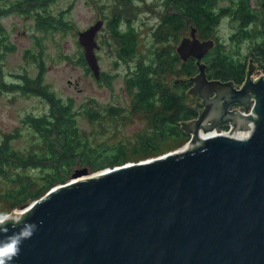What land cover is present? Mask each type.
<instances>
[{
	"label": "water",
	"instance_id": "1",
	"mask_svg": "<svg viewBox=\"0 0 264 264\" xmlns=\"http://www.w3.org/2000/svg\"><path fill=\"white\" fill-rule=\"evenodd\" d=\"M103 23L79 34L97 79ZM214 46L193 26L177 48L199 68L175 81L201 99L198 116L181 123L188 148L95 173L75 169L9 214L39 225L12 264H264V73L256 78L250 57L242 84L209 78L204 58ZM220 127L228 133L208 135Z\"/></svg>",
	"mask_w": 264,
	"mask_h": 264
},
{
	"label": "rangeland",
	"instance_id": "2",
	"mask_svg": "<svg viewBox=\"0 0 264 264\" xmlns=\"http://www.w3.org/2000/svg\"><path fill=\"white\" fill-rule=\"evenodd\" d=\"M13 1H0V8L8 7ZM250 1L252 8L260 10L263 0ZM220 3L227 6L231 0H220ZM47 9L54 16L62 15L67 27L46 30L37 24L34 13L13 11L0 18V50L5 51L2 60L4 80L19 81L20 75L33 79L41 76V85L64 101H72L75 110L80 111L78 125L89 146L113 148L123 145L128 153L127 162H138L170 151L187 149L190 135L188 140L180 138L161 142L159 150L154 154L132 153L133 148L139 144L140 136L153 134L154 127L148 114L136 109L134 92L127 86V79L137 63L149 62L163 48H170L171 52L176 50L179 39L161 35L166 29L159 24L165 9L154 0H51ZM98 20H104L96 36L98 46L95 51L102 71L99 79L88 65L85 48L79 39L80 32ZM158 26L163 30L159 31ZM130 27L137 33V49L133 57L125 58L120 52L121 41L115 33L119 31L121 34ZM238 29L239 24L226 14L220 19L211 37L228 45L229 39ZM190 32L189 27L187 36ZM198 36L206 39L201 33ZM231 45L233 42H229V46ZM252 45L251 40L245 41L242 50L251 55L248 57V64L250 57L253 58L257 78L264 70L260 68L258 61H254ZM175 65L173 70L164 75L166 86L171 88H174L176 80L188 78L180 65ZM188 96L189 104L199 106V109L202 107L201 99L190 94ZM250 108L241 109L249 112ZM48 110L49 102L42 95L11 92L0 87V141L13 134L16 136L12 139L15 149L24 152L38 151L40 138L28 125L26 118L30 114L43 115ZM87 110L96 111L99 115L90 118ZM218 130L224 132L229 131V128L220 127ZM240 132L244 134L247 131ZM81 167L84 166H78ZM24 173L34 176L40 174L33 170ZM8 187L10 182L0 177V214L25 212L21 207L13 208L12 202L3 197Z\"/></svg>",
	"mask_w": 264,
	"mask_h": 264
},
{
	"label": "trees",
	"instance_id": "3",
	"mask_svg": "<svg viewBox=\"0 0 264 264\" xmlns=\"http://www.w3.org/2000/svg\"><path fill=\"white\" fill-rule=\"evenodd\" d=\"M7 2L8 0H0ZM51 0H14L6 8H0V18L17 11L33 14L37 24L44 29L65 28L67 23L62 15L54 16L47 10ZM219 0H185L170 2L175 13L166 15V24L174 32L180 31L186 24L187 29L195 26L205 38L214 34L222 16L228 14L231 20L239 24V29L231 36L229 46L217 41L215 47L205 57L208 77L222 81L233 80L242 84L249 68L248 57L242 50L245 41H252V55L264 70V0L262 7H251L250 0H232L228 7H216ZM121 55L131 58L136 51V38L132 32L120 36ZM237 45V47H236ZM5 51L0 50V87L11 92L37 93L49 102V110L43 115H28L26 122L39 136V150L35 152L19 151L13 147L11 134L0 141V177L10 182V187L3 197L12 202V207H22L45 195L52 187L67 183L78 166H87L98 171L107 166L114 167L126 163L127 151L123 145L110 148L89 146L79 125L78 114L72 101L51 92L41 85V76L30 78L20 75L21 80L6 82L3 78L2 60ZM179 57L170 48H163L147 63H137L127 79V86L134 92V105L140 112H145L153 123L154 133L140 136L133 154H154L161 142L166 140L189 139L181 128L183 121L198 116L199 106L189 104L186 88L177 85L166 86L164 75L173 70ZM180 69L189 77L198 73L197 61L191 58ZM181 87L182 89H179ZM189 86L187 85V91ZM249 108V106H248ZM114 111V110H112ZM90 118H96V111L87 110ZM27 170L39 171L38 176L24 173Z\"/></svg>",
	"mask_w": 264,
	"mask_h": 264
},
{
	"label": "clouds",
	"instance_id": "4",
	"mask_svg": "<svg viewBox=\"0 0 264 264\" xmlns=\"http://www.w3.org/2000/svg\"><path fill=\"white\" fill-rule=\"evenodd\" d=\"M9 224L17 230L9 231ZM38 227L34 221H20L8 214H0V264H12L24 241L30 239Z\"/></svg>",
	"mask_w": 264,
	"mask_h": 264
},
{
	"label": "flooded vegetation",
	"instance_id": "5",
	"mask_svg": "<svg viewBox=\"0 0 264 264\" xmlns=\"http://www.w3.org/2000/svg\"><path fill=\"white\" fill-rule=\"evenodd\" d=\"M154 1H156L157 3H159L164 9H165V11H164V13H163V15H162V19H161V22L159 23V24H162L163 25V27H166V29L163 31V33L161 34V35H163L164 34V36H175V40L177 39H179V43H178V45H177V47H176V50L174 51L177 55H178V57H179V62H178V64L181 66V64H186L187 63V60H183V59H181V57H180V55H179V53H178V50H177V48H178V46H179V44L181 43V41L185 38V37H187V19H186V24H185V26L180 30V31H178V32H174L173 30H171L169 27H168V25L166 24V15L167 14H172V13H175V11H173V7L171 6V4H170V2H172V0H154ZM233 4V1L231 0V3L229 4L230 6ZM229 5H227L226 7H228ZM216 7H219V8H222V7H224V6H222L221 5V3H220V0L218 1V5L216 6ZM185 9H186V15H187V0H185ZM103 22H104V20H103ZM158 24V25H159ZM92 26V25H91ZM158 30L160 31V30H163V28L160 26H158ZM191 30H192V27H191ZM129 32H132L133 34H134V36H135V38H136V49H137V41H138V38H137V33H136V31L134 30V28L133 27H130V28H128L125 32H123V33H121L120 34V36L121 35H123V34H125V33H129ZM191 33V32H190ZM199 34V31H198V29H197V35ZM170 37H169V39H170ZM207 39H214V38H212V37H208V38H206V39H202V40H207ZM215 40V39H214ZM217 44V41L215 40V45ZM215 47V46H214ZM213 47V48H214ZM212 48V49H213ZM121 49V48H120ZM211 49V50H212ZM210 53V52H209ZM208 55V54H207ZM195 59V58H194ZM205 59V58H204ZM205 62V61H204ZM257 68V67H256ZM208 70V69H207ZM175 86H177V85H181V86H183V87H185L186 88V93L185 94H187V85L190 87L191 86V84H174ZM179 89H182L181 87H179ZM236 109H240V106H236L235 107ZM243 108H248V107H243ZM250 108V107H249ZM187 121V120H186ZM228 129L227 127H221V129Z\"/></svg>",
	"mask_w": 264,
	"mask_h": 264
},
{
	"label": "bare ground",
	"instance_id": "6",
	"mask_svg": "<svg viewBox=\"0 0 264 264\" xmlns=\"http://www.w3.org/2000/svg\"><path fill=\"white\" fill-rule=\"evenodd\" d=\"M216 132H217V133H221L222 131H221V132H220L219 130H217V131H212V132H211L210 134H208V135L216 134ZM224 132H227V131H224ZM224 132H222V133H224ZM247 132H248V134H249L250 131H247ZM247 132H246V133H247ZM227 133H228V132H227ZM229 133H231V132H229ZM233 133H234V134H233ZM233 133H231V134H233V136L238 137V138H246V137L248 136V135H245L246 133L242 134L240 131H235V132H233ZM203 135L205 136V134H203ZM206 136H207V135H206ZM188 146H189V145H187L186 148H188ZM184 150H186V149H184ZM184 150H183V151H184ZM81 178H82V177H80V178H78V179H81ZM22 213H23V212H22Z\"/></svg>",
	"mask_w": 264,
	"mask_h": 264
},
{
	"label": "built area",
	"instance_id": "7",
	"mask_svg": "<svg viewBox=\"0 0 264 264\" xmlns=\"http://www.w3.org/2000/svg\"><path fill=\"white\" fill-rule=\"evenodd\" d=\"M251 109V108H250Z\"/></svg>",
	"mask_w": 264,
	"mask_h": 264
}]
</instances>
